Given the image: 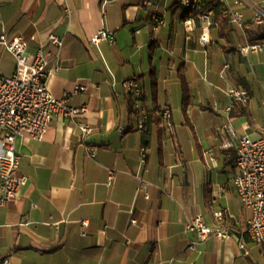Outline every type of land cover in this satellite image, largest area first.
Wrapping results in <instances>:
<instances>
[{
	"label": "crops",
	"instance_id": "obj_1",
	"mask_svg": "<svg viewBox=\"0 0 264 264\" xmlns=\"http://www.w3.org/2000/svg\"><path fill=\"white\" fill-rule=\"evenodd\" d=\"M204 8L210 24L201 28L180 0H0V37L25 38L29 53L50 34L63 40L60 49L45 45L48 88L85 108L54 115L41 141L17 139L18 173L28 180L0 208V260L264 264V243L246 235L250 213L233 185L238 140L264 136V51H238L264 41V0H206ZM226 8L242 14L241 27L223 16ZM154 16L164 19L156 30ZM100 29L114 41L94 43ZM15 67L0 43V78ZM128 79L142 87L143 130ZM230 86L250 100L231 99ZM78 123L90 131L81 135ZM199 212L229 237L199 241L186 228Z\"/></svg>",
	"mask_w": 264,
	"mask_h": 264
},
{
	"label": "built area",
	"instance_id": "obj_2",
	"mask_svg": "<svg viewBox=\"0 0 264 264\" xmlns=\"http://www.w3.org/2000/svg\"><path fill=\"white\" fill-rule=\"evenodd\" d=\"M203 1L206 0H180L191 16L193 10H198L196 16L200 20V27L204 28L210 24L209 15L211 9L204 8ZM204 3V4H205ZM146 1L142 8L150 5ZM261 11L256 12L258 18ZM223 16L233 24L241 27L242 14L239 11L226 8ZM190 19V18H189ZM189 19L185 21L188 25ZM164 25L162 16L152 18L154 30ZM151 41H156V35L152 33ZM100 40L114 41L113 34L108 29H100L93 39L94 43ZM205 41V38H202ZM0 43L14 56L16 61L15 71L10 76L0 78V208L5 207L15 199L18 191L27 183V177L18 173L21 154L16 149L18 138L28 141H41L44 139L48 125L54 115L74 116L84 112V107L70 104V96L56 98L48 88L47 66L50 62L49 52L45 45L52 44L61 48L63 40L56 35L50 34L44 44L40 45L34 53L28 52V41L19 36L8 41L3 35ZM241 55L249 53H260L264 51V41L259 43H245L238 48ZM129 105L138 117L137 128L143 130L148 123L149 115L142 104V87L135 79H128L123 82ZM86 86L78 85L77 91L85 90ZM226 94L233 100L246 103L250 100L248 91L228 87ZM164 118L170 117L168 109L162 112ZM77 128L81 135L90 131L87 123H78ZM144 162V154L141 155ZM236 174L233 178V185L240 199L242 207L249 211L250 216L246 224V235L255 243H264V136L251 138L243 136L238 140L236 146ZM145 197L148 195L145 193ZM215 220L223 218L221 212L214 215ZM132 222H134L132 220ZM84 223V222H83ZM85 224V223H84ZM186 228L196 235L199 241L211 236L220 240L229 237L226 229L218 226L211 227L204 221L202 213H197L188 220ZM193 246H191L192 248ZM244 249V245L240 244ZM0 264H10L9 259L0 260Z\"/></svg>",
	"mask_w": 264,
	"mask_h": 264
},
{
	"label": "trees",
	"instance_id": "obj_3",
	"mask_svg": "<svg viewBox=\"0 0 264 264\" xmlns=\"http://www.w3.org/2000/svg\"><path fill=\"white\" fill-rule=\"evenodd\" d=\"M204 3H205V2L203 1V5H202L203 7L205 6ZM197 12H198V10L195 9V10H193V12L191 13V15H196Z\"/></svg>",
	"mask_w": 264,
	"mask_h": 264
}]
</instances>
